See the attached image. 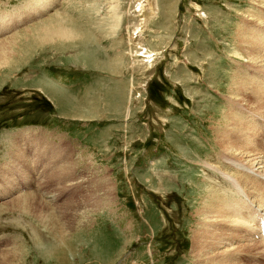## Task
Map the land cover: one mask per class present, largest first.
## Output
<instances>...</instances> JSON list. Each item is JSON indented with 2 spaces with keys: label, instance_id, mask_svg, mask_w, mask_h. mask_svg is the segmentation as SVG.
<instances>
[{
  "label": "rangeland",
  "instance_id": "rangeland-1",
  "mask_svg": "<svg viewBox=\"0 0 264 264\" xmlns=\"http://www.w3.org/2000/svg\"><path fill=\"white\" fill-rule=\"evenodd\" d=\"M226 138L264 169V0H0V264H264Z\"/></svg>",
  "mask_w": 264,
  "mask_h": 264
},
{
  "label": "bare ground",
  "instance_id": "bare-ground-1",
  "mask_svg": "<svg viewBox=\"0 0 264 264\" xmlns=\"http://www.w3.org/2000/svg\"><path fill=\"white\" fill-rule=\"evenodd\" d=\"M2 27L4 28L5 26H3L2 25ZM57 28V27H56ZM52 28H50L49 30H51ZM254 52H253V50L252 51H250L249 52V54H248V57H251L252 56V54H253ZM257 102V101H256ZM257 104V103H256ZM258 105V104H257ZM239 109V108H238ZM224 148L226 149V151H225V153L226 154H224L225 156L223 157L225 160H227V161H230V163L229 162H227V164H228V166H230V167H233L234 165H232L231 164V162H232V158H234V157H232L233 155H239V157H240V155H241V157H240V159L241 160H243V162H244V164H243V162L242 163H240L241 165H243L244 166V168H247L248 170H249V172H246V170H244V171H240V170H238V171H240L239 172V174H240V176H243V179H247L248 180V182H243V183H245L248 187H252V188H256V189H258V187L259 186H262V192L263 193H255V197H257V199L255 200V202L257 201V203L259 204V205H264V169L262 168H260L259 167V164L262 162V160H259V159H257V154L256 153H254L252 150H251V148H250V145L248 144V143H246V144H244V143H242L241 142V140L240 139H238V140H233V141H231V140H228V138H226L225 140H224ZM222 156V155H221ZM243 157V158H242ZM237 158V157H236ZM238 162V161H237ZM236 164V163H235ZM240 164H239V166H240ZM262 165V164H261ZM235 167V166H234ZM233 167V168H234ZM240 167H242V166H240ZM236 168V167H235ZM237 169H238V167H237ZM258 169V170H257ZM250 172H252V176L253 177H251L250 175H251V173ZM254 173H255V175H254ZM255 176V177H254ZM242 179V180H243ZM239 181H241V179L239 180ZM231 182H233V180H232V178H231ZM238 182V181H237ZM237 184V183H236ZM241 184V183H240ZM234 187H236V186H234ZM237 187H240L239 185H237ZM254 193V192H253ZM257 194L258 195H260L261 194V197H259V196H257ZM213 198V197H212ZM249 198V197H248ZM246 201H247V197H246ZM209 203V202H208ZM235 207H236V205H232L231 204V206L230 205H224L223 206V212L225 213V214H227V212H226V209H228V212H229V210H230V213L233 215V217L235 218V220H234V225H236V224H241L240 225V227H242L243 228V231H245L244 229H246V230H248L250 233H251V231H252V229H253V226H252V224H253V222H249L246 218H241L240 216H242V215H237V211H235ZM258 207H260V206H258ZM252 211H251V216H250V218H254V215L253 214H255L256 213V211L258 210V208L257 207H254V206H252ZM243 210V209H242ZM205 211V213H204V216H206V215H209V216H211V217H213L212 215L213 214H216V213H218L217 214V216L219 217V216H221L222 215V213L218 210V203L216 202V198L214 197V200H213V202L211 201L210 202V204L208 205V207H207V209L206 210H204ZM247 211V210H246ZM229 213V214H230ZM255 215H258V214H255ZM223 216V215H222ZM263 217H264V215H263ZM206 218V217H205ZM215 218V217H214ZM219 218H221V217H219ZM226 218H228V217H226ZM222 219V218H221ZM224 219V218H223ZM217 220V219H216ZM215 221V220H214ZM227 221V220H226ZM258 221V220H257ZM207 222V221H206ZM221 222V221H220ZM223 222V221H222ZM208 223V222H207ZM206 223V224H207ZM216 223V222H215ZM218 223V222H217ZM255 224V223H254ZM202 226V225H201ZM216 229V228H215ZM211 230V229H210ZM209 230V231H210ZM212 231V230H211ZM205 232H207V231H205ZM213 232V231H212ZM255 233V232H254ZM193 234H195L194 235V239H193V241H192V244H194L195 246L198 244L197 243V240H196V231H194V233ZM199 234V233H198ZM208 234V233H207ZM249 235V234H248ZM256 235H257V237L259 236L260 237V235H259V233H256ZM199 236H201V235H199ZM216 236V235H215ZM224 236V235H223ZM209 237V236H208ZM207 237V238H208ZM219 237V236H218ZM253 237V236H252ZM201 238V237H200ZM207 238H204V246L206 247L207 246V244L209 245V241L207 240ZM213 239V238H212ZM228 239V238H227ZM256 239V238H255ZM211 240V239H210ZM215 240V239H214ZM259 241H256V242H253V246H256L254 243H256L257 245H258V249L260 250V252H259V254H262V253H264V249H263V247H264V241H261L262 240V238L261 239H258ZM218 241V240H217ZM221 241V240H220ZM213 242H215V241H213ZM212 242V243H213ZM218 244V242H215V247L217 248V245ZM225 244H226V242H225ZM230 244V243H229ZM249 245V246H248ZM220 246V245H219ZM223 246V245H222ZM209 247H210V245H209ZM250 247V244H247L246 245V247H245V249L247 250L248 248ZM253 248V247H252ZM255 248V247H254ZM227 249V247L225 248V250ZM230 248H228V250H229ZM256 249V248H255ZM231 250V249H230ZM237 251V250H236ZM219 252V251H218ZM225 253V252H224ZM227 253H228V251H227ZM230 254V253H229ZM228 255V254H227ZM209 256V255H208ZM214 257V256H213ZM220 261V260H219ZM206 262V261H205ZM209 263L210 264H221V263H219L218 261L217 262H215L214 260H213V258H211L210 257V259H209ZM226 264V263H225Z\"/></svg>",
  "mask_w": 264,
  "mask_h": 264
}]
</instances>
